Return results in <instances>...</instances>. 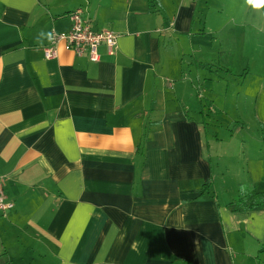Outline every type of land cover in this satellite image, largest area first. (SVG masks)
<instances>
[{
    "label": "crops",
    "instance_id": "0c3cea01",
    "mask_svg": "<svg viewBox=\"0 0 264 264\" xmlns=\"http://www.w3.org/2000/svg\"><path fill=\"white\" fill-rule=\"evenodd\" d=\"M209 1L0 0V264H264V204L232 203L264 135L238 164L209 133ZM77 8L113 54L46 57Z\"/></svg>",
    "mask_w": 264,
    "mask_h": 264
},
{
    "label": "rangeland",
    "instance_id": "374dc122",
    "mask_svg": "<svg viewBox=\"0 0 264 264\" xmlns=\"http://www.w3.org/2000/svg\"><path fill=\"white\" fill-rule=\"evenodd\" d=\"M209 5V41L219 46L213 59L217 69L213 65L212 79L203 84L213 99L216 132L209 133L214 151L233 153L236 161L244 141L251 155L264 135V118L256 117L264 112V8H253L246 0H210ZM230 133L233 139L224 138ZM237 162L241 164L242 157Z\"/></svg>",
    "mask_w": 264,
    "mask_h": 264
},
{
    "label": "built area",
    "instance_id": "2783aa9c",
    "mask_svg": "<svg viewBox=\"0 0 264 264\" xmlns=\"http://www.w3.org/2000/svg\"><path fill=\"white\" fill-rule=\"evenodd\" d=\"M71 26L67 31H52L48 45L44 51L47 58L58 54L60 44L73 51L77 56H87L89 60L98 62L101 59L100 48L105 45L113 54L118 45V34L110 29L96 30L92 23L84 17L83 9L77 8L70 12ZM14 208L9 198L3 178L0 177V215L5 216Z\"/></svg>",
    "mask_w": 264,
    "mask_h": 264
},
{
    "label": "trees",
    "instance_id": "16d2710c",
    "mask_svg": "<svg viewBox=\"0 0 264 264\" xmlns=\"http://www.w3.org/2000/svg\"><path fill=\"white\" fill-rule=\"evenodd\" d=\"M159 4V0H155ZM208 183L204 185L207 186ZM232 203H237L240 207L250 209L264 204V191H255L248 184H241L239 194Z\"/></svg>",
    "mask_w": 264,
    "mask_h": 264
},
{
    "label": "clouds",
    "instance_id": "9594fccd",
    "mask_svg": "<svg viewBox=\"0 0 264 264\" xmlns=\"http://www.w3.org/2000/svg\"><path fill=\"white\" fill-rule=\"evenodd\" d=\"M246 3L256 9L264 8V0H246Z\"/></svg>",
    "mask_w": 264,
    "mask_h": 264
}]
</instances>
